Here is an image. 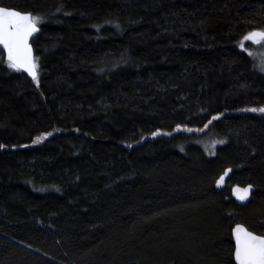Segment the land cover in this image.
<instances>
[{
    "label": "trees",
    "instance_id": "obj_1",
    "mask_svg": "<svg viewBox=\"0 0 264 264\" xmlns=\"http://www.w3.org/2000/svg\"><path fill=\"white\" fill-rule=\"evenodd\" d=\"M0 7L43 21L39 86L0 50V264H235L234 225L264 235V0Z\"/></svg>",
    "mask_w": 264,
    "mask_h": 264
},
{
    "label": "snow or ice",
    "instance_id": "obj_2",
    "mask_svg": "<svg viewBox=\"0 0 264 264\" xmlns=\"http://www.w3.org/2000/svg\"><path fill=\"white\" fill-rule=\"evenodd\" d=\"M42 22V18L38 15L24 13L8 7H0V46L7 53V67L16 72L27 73L36 82L37 86H39V65L33 57V49L29 41L35 33L40 31L38 25ZM117 27L119 26L117 25ZM97 30H99V27ZM244 40L260 44L264 42V30L250 31L244 37ZM240 47L243 50L244 44L241 43ZM259 70L264 72V67ZM243 111L264 113V107L248 108L243 109ZM218 119H220L219 116L213 117V120ZM177 130H180L179 126H177ZM168 134L165 133V135ZM47 135H51V133ZM157 135H160L159 131L153 133L154 137ZM40 139L38 137L36 142L38 143ZM216 143L222 144L225 141L214 142L213 148ZM3 147V145H0V148ZM229 171L231 170L229 169ZM223 179L224 177H221L218 183H222ZM251 187V185L244 189L237 187L235 189L237 198L240 200L247 199ZM233 235L235 238L234 259L236 264H264V235H257L241 225L235 227Z\"/></svg>",
    "mask_w": 264,
    "mask_h": 264
},
{
    "label": "water",
    "instance_id": "obj_3",
    "mask_svg": "<svg viewBox=\"0 0 264 264\" xmlns=\"http://www.w3.org/2000/svg\"><path fill=\"white\" fill-rule=\"evenodd\" d=\"M25 13V12H24ZM39 27V26H38ZM255 31V30H254ZM39 32H37V33H35L32 37H31V39H30V41H29V43L31 44V41L34 39V37L38 34ZM248 42H252V41H248ZM31 46H32V44H31ZM32 49H33V47H32ZM0 50L4 53V59H5V61H7V53H6V51L3 49V47L2 46H0ZM33 57H34V50H33ZM35 58V57H34ZM24 74H26V76L27 77H29L30 79H32L27 73H25V72H23ZM231 170V169H230ZM231 174H232V170L231 171H229V169H226L225 171H224V173L222 174V175H220L219 176V178H218V180L216 181V183H215V191L216 192H221V191H223L225 188H226V185H227V183H228V181L230 180V178H231ZM221 177H224V179H223V182L222 183H218V182H220V180H221ZM249 185H247V186H245V187H242V186H239V185H234L232 188H231V191H230V194H231V198L233 199V201L235 202V204L236 205H238V206H245V205H247L248 203H249V201L251 200V197H252V194L254 193V188H253V186L251 187V190H250V192L248 193V195H247V199H245V200H240V199H238L237 198V193H236V191H235V189L237 188V187H239L240 189H244V188H247ZM241 194H243V193H241ZM237 225H241V226H243V227H245L243 224H240V223H237L236 225H234V227L232 228V230H231V234H232V237H233V240H234V246H235V238H234V235H233V230L235 229V227L237 226ZM246 228V227H245ZM249 230V229H248ZM250 231V230H249ZM253 233H255V232H253ZM256 234V233H255ZM257 235H259V234H257ZM233 259H234V252H233ZM234 263L236 264V262H235V259H234Z\"/></svg>",
    "mask_w": 264,
    "mask_h": 264
},
{
    "label": "rangeland",
    "instance_id": "obj_4",
    "mask_svg": "<svg viewBox=\"0 0 264 264\" xmlns=\"http://www.w3.org/2000/svg\"><path fill=\"white\" fill-rule=\"evenodd\" d=\"M244 52L248 55L254 62L258 70L264 67V42L257 44L253 42H247L244 44ZM250 53V54H249ZM264 75V72H261Z\"/></svg>",
    "mask_w": 264,
    "mask_h": 264
},
{
    "label": "flooded vegetation",
    "instance_id": "obj_5",
    "mask_svg": "<svg viewBox=\"0 0 264 264\" xmlns=\"http://www.w3.org/2000/svg\"><path fill=\"white\" fill-rule=\"evenodd\" d=\"M261 235V234H260Z\"/></svg>",
    "mask_w": 264,
    "mask_h": 264
}]
</instances>
